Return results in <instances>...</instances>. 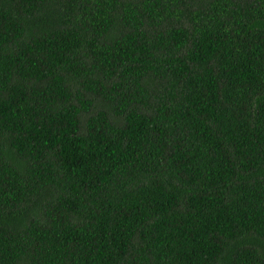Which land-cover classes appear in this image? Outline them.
Instances as JSON below:
<instances>
[{
  "label": "trees",
  "instance_id": "trees-1",
  "mask_svg": "<svg viewBox=\"0 0 264 264\" xmlns=\"http://www.w3.org/2000/svg\"><path fill=\"white\" fill-rule=\"evenodd\" d=\"M0 264H264V0H0Z\"/></svg>",
  "mask_w": 264,
  "mask_h": 264
}]
</instances>
